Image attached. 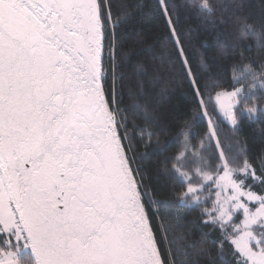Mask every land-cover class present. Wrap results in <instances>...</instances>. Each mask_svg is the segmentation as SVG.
Instances as JSON below:
<instances>
[{"label":"snow or ice","instance_id":"obj_1","mask_svg":"<svg viewBox=\"0 0 264 264\" xmlns=\"http://www.w3.org/2000/svg\"><path fill=\"white\" fill-rule=\"evenodd\" d=\"M259 9L0 0V264H264Z\"/></svg>","mask_w":264,"mask_h":264},{"label":"trees","instance_id":"obj_2","mask_svg":"<svg viewBox=\"0 0 264 264\" xmlns=\"http://www.w3.org/2000/svg\"><path fill=\"white\" fill-rule=\"evenodd\" d=\"M247 2L255 6L254 20L256 22H259V0H247ZM189 22L191 23L193 28L191 40L189 42V53L194 57L193 62L195 63L198 59L197 49L203 51V43L207 41L210 44L214 33H212L211 31H206L203 27L199 26V22L194 15L190 18ZM246 43L255 44V38L249 39ZM189 100L190 96L185 93V90L177 89L173 97L168 101V106L174 108L177 114H180Z\"/></svg>","mask_w":264,"mask_h":264}]
</instances>
